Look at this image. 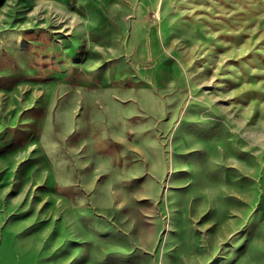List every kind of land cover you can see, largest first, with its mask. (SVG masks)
Instances as JSON below:
<instances>
[{
  "label": "rangeland",
  "instance_id": "rangeland-1",
  "mask_svg": "<svg viewBox=\"0 0 264 264\" xmlns=\"http://www.w3.org/2000/svg\"><path fill=\"white\" fill-rule=\"evenodd\" d=\"M0 264H264V0H0Z\"/></svg>",
  "mask_w": 264,
  "mask_h": 264
}]
</instances>
